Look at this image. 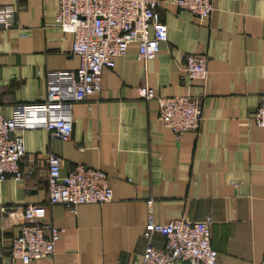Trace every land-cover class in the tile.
I'll return each instance as SVG.
<instances>
[{"label": "crops", "instance_id": "0c3cea01", "mask_svg": "<svg viewBox=\"0 0 264 264\" xmlns=\"http://www.w3.org/2000/svg\"><path fill=\"white\" fill-rule=\"evenodd\" d=\"M205 20L162 0L160 17L168 39L152 60L128 45L113 67H104L102 88L72 107L66 141L43 128L19 131L25 144V179L0 181V264H24L8 254L21 219L1 208L44 204L48 197L46 157L62 158L61 173L75 165L108 175L113 197L85 203L72 212L49 206L46 220L60 228L54 254L28 264H140L148 216L155 222L211 216L215 264L264 261V127L253 113L264 93V0H213ZM16 10V27L0 28V112L44 98L49 71L75 70L73 34L55 23L57 0H0ZM183 54L206 57L205 81L184 77ZM157 94L201 95L198 130L180 138L157 116V104L138 88ZM150 242L163 247L165 237Z\"/></svg>", "mask_w": 264, "mask_h": 264}, {"label": "built area", "instance_id": "2783aa9c", "mask_svg": "<svg viewBox=\"0 0 264 264\" xmlns=\"http://www.w3.org/2000/svg\"><path fill=\"white\" fill-rule=\"evenodd\" d=\"M54 23L73 34L72 52L79 58L75 70L49 71L44 98L36 103H17L12 113L0 112V181L21 180L33 171L21 167L25 155L23 136L28 128H43L61 141L70 138L73 129L72 107L102 88V70L113 67L117 57L125 54L129 44L138 46V58L148 61L157 57L161 43L168 39L167 26L160 17L162 0H57ZM179 8L205 20L214 9L213 0H172ZM16 27V10L0 6V28ZM184 77L205 81L208 77L206 57L183 54ZM140 97L157 104V116L178 139L188 130H198L202 121L201 95H162L144 85ZM254 122L264 127V93L253 113ZM48 197L44 204H15L2 207L13 218L21 219L18 233L11 238L10 257L28 264L51 256L60 228L46 220L49 206L63 204L72 212L85 203H105L113 191L108 175L99 168L75 165L62 174V158L50 152L46 157ZM211 216L199 220L185 217L155 222L152 216L144 226L147 245L140 264H215L217 251L210 242ZM154 233L165 237L163 247L150 242ZM260 264H264V261Z\"/></svg>", "mask_w": 264, "mask_h": 264}]
</instances>
